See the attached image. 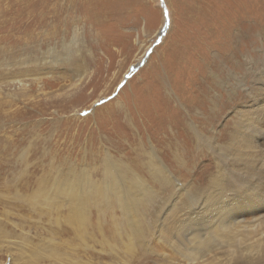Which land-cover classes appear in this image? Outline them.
Wrapping results in <instances>:
<instances>
[{
  "label": "rangeland",
  "instance_id": "rangeland-1",
  "mask_svg": "<svg viewBox=\"0 0 264 264\" xmlns=\"http://www.w3.org/2000/svg\"><path fill=\"white\" fill-rule=\"evenodd\" d=\"M263 105L264 0H0V264H27V243L56 228L55 212L36 202L42 184L82 170L100 183L107 156L134 168L163 201L176 185L182 202L185 189L211 191L219 168L231 174V190L248 161L264 191ZM250 114L262 131L247 161L228 137ZM151 150L175 184L148 176ZM98 216L92 209L94 226L109 224ZM254 216L264 227V209L244 213L242 224ZM246 236L220 239L197 264H258ZM150 241L169 259L139 247L132 259H114L94 240L89 256L95 264H190Z\"/></svg>",
  "mask_w": 264,
  "mask_h": 264
},
{
  "label": "bare ground",
  "instance_id": "bare-ground-1",
  "mask_svg": "<svg viewBox=\"0 0 264 264\" xmlns=\"http://www.w3.org/2000/svg\"><path fill=\"white\" fill-rule=\"evenodd\" d=\"M250 115L241 117L236 124L237 133L233 130L228 137L230 145L234 144L232 146L234 149L238 151L242 149L240 158L247 157V161L253 156V152L249 154L248 149L254 148V138L262 131L258 117ZM212 141L210 145L216 146V138L213 137ZM155 156L152 150L147 153L148 176L165 186L171 185L176 177L162 162L163 159ZM176 159L181 162V155H177ZM105 161L104 178L100 183L93 182L87 171L82 170L79 174L74 173L73 178L68 174L67 177H56L51 182L46 181L37 190L36 202L55 212L53 222L56 228L52 229L54 231L49 230L50 236L45 237L42 242L36 245L27 243V264H95L89 256L91 246L89 242L92 240L101 245L104 251L108 248L109 257L122 260L125 258L124 254L132 259L136 255L137 247L156 253L151 246L150 238L156 239L160 245H165L190 264H197L202 256L209 254L217 244L219 245L217 242L220 239L227 237L232 244L243 239L246 232V241L250 242L246 245L247 249L250 253L255 251L261 253L258 264L264 261V227L260 225L263 217L254 216V222L251 224H242L244 221L241 219L246 212L254 214L264 209V191L260 189L259 183L253 182L256 172L253 174L250 170L256 168L251 165L252 162L245 163L244 169L247 168L248 171L241 170L231 190L225 184V181L231 178V174L225 170L222 172L219 168V174L212 178L211 191L194 195L185 189L188 193L187 202H182L180 201L184 189L182 186L176 185L173 194L166 196V201H163L164 199L155 194L152 187L147 185L145 178L133 170L134 168L127 165L121 167L110 156H107ZM260 165L263 167V160ZM61 208L66 210V214L60 215L64 212ZM92 209L98 213V219L109 215V224L104 227L99 219V223L94 226L90 219ZM92 226L100 240L90 232ZM1 233L3 237H8L6 230H1ZM66 235L67 238H62ZM58 238H61L62 242L58 241ZM160 251L156 254L169 259L170 256ZM12 257L10 262L13 261Z\"/></svg>",
  "mask_w": 264,
  "mask_h": 264
},
{
  "label": "water",
  "instance_id": "water-1",
  "mask_svg": "<svg viewBox=\"0 0 264 264\" xmlns=\"http://www.w3.org/2000/svg\"><path fill=\"white\" fill-rule=\"evenodd\" d=\"M168 23H169V19H168V14H167V12H166V25H165V27L163 28V30L166 29ZM162 33H163V32H162ZM140 65H142V63H139L137 66H134V68H137V67L140 66Z\"/></svg>",
  "mask_w": 264,
  "mask_h": 264
}]
</instances>
